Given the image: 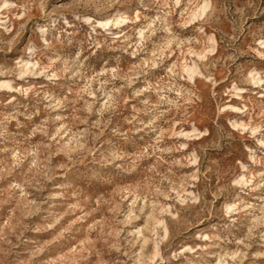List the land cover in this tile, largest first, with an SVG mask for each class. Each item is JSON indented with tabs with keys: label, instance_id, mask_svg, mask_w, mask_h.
Returning a JSON list of instances; mask_svg holds the SVG:
<instances>
[{
	"label": "rangeland",
	"instance_id": "1",
	"mask_svg": "<svg viewBox=\"0 0 264 264\" xmlns=\"http://www.w3.org/2000/svg\"><path fill=\"white\" fill-rule=\"evenodd\" d=\"M0 264H264V0H0Z\"/></svg>",
	"mask_w": 264,
	"mask_h": 264
},
{
	"label": "bare ground",
	"instance_id": "2",
	"mask_svg": "<svg viewBox=\"0 0 264 264\" xmlns=\"http://www.w3.org/2000/svg\"><path fill=\"white\" fill-rule=\"evenodd\" d=\"M198 12V11H197Z\"/></svg>",
	"mask_w": 264,
	"mask_h": 264
}]
</instances>
